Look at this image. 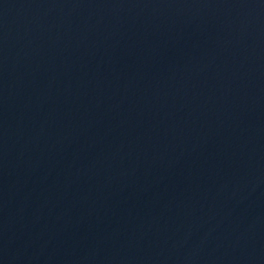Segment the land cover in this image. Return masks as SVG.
Segmentation results:
<instances>
[{
  "label": "water",
  "instance_id": "95a60500",
  "mask_svg": "<svg viewBox=\"0 0 264 264\" xmlns=\"http://www.w3.org/2000/svg\"><path fill=\"white\" fill-rule=\"evenodd\" d=\"M0 264H264V0H0Z\"/></svg>",
  "mask_w": 264,
  "mask_h": 264
}]
</instances>
